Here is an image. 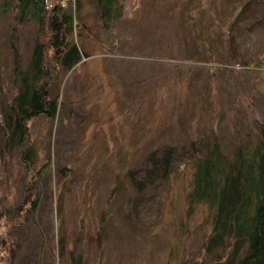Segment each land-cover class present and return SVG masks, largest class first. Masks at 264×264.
Masks as SVG:
<instances>
[{
  "label": "rangeland",
  "instance_id": "1",
  "mask_svg": "<svg viewBox=\"0 0 264 264\" xmlns=\"http://www.w3.org/2000/svg\"><path fill=\"white\" fill-rule=\"evenodd\" d=\"M121 1L122 18L104 29L97 0H80L82 59L53 88L62 102L55 120L30 122L32 169L50 165L35 177L39 206L23 223L12 225L10 212L27 198L25 168L16 150L0 162L7 262L214 264L223 255L203 250L212 211L187 199L192 143L200 150L197 142L216 139L229 156L255 144L264 126V0L244 13L245 0ZM35 30L12 7L0 15L7 101L11 42L24 67ZM165 147L175 152L168 177L136 192L122 176L127 164Z\"/></svg>",
  "mask_w": 264,
  "mask_h": 264
},
{
  "label": "trees",
  "instance_id": "2",
  "mask_svg": "<svg viewBox=\"0 0 264 264\" xmlns=\"http://www.w3.org/2000/svg\"><path fill=\"white\" fill-rule=\"evenodd\" d=\"M261 1L245 0L241 13ZM79 5L80 0H0V15L12 7L17 22L36 23L31 53L24 67L20 66L11 42L14 63L8 101L0 81V162L16 150L26 172L27 198L10 212L12 225L23 223L25 214H35L39 206L34 180L49 168L50 160L43 169L33 171L29 127L39 116L51 123L55 120L62 102L53 94V88H59L65 74L82 59L78 45L83 27L77 22ZM96 5L104 29H110L113 21L123 16L121 0H97ZM257 131L254 145H240L230 156L221 151L216 139L197 142L200 150L196 142L192 143L194 172L187 199L191 205L204 203L212 211L211 233L205 238L203 250L223 254L215 255L214 264H264V126L260 124ZM174 155L171 147H165L160 154L150 152L141 162L127 164L122 176L140 193L168 177ZM9 249L4 240L0 244V264H12L7 262L12 251ZM80 260V256L72 258L73 264H81Z\"/></svg>",
  "mask_w": 264,
  "mask_h": 264
}]
</instances>
